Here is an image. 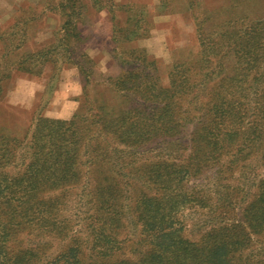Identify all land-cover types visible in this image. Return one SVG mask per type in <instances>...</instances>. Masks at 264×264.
<instances>
[{
	"label": "trees",
	"instance_id": "obj_1",
	"mask_svg": "<svg viewBox=\"0 0 264 264\" xmlns=\"http://www.w3.org/2000/svg\"><path fill=\"white\" fill-rule=\"evenodd\" d=\"M88 1L111 15L116 107L38 115L19 137L0 129V264H264V14L209 26L199 1L181 0L198 51L162 83L155 59L125 48L148 37L146 6ZM57 8L45 45L25 48V21L0 32V96L13 71L93 75L85 0Z\"/></svg>",
	"mask_w": 264,
	"mask_h": 264
},
{
	"label": "rangeland",
	"instance_id": "obj_2",
	"mask_svg": "<svg viewBox=\"0 0 264 264\" xmlns=\"http://www.w3.org/2000/svg\"><path fill=\"white\" fill-rule=\"evenodd\" d=\"M167 1L168 8L158 12L154 10L158 0H115L124 5L135 3L146 6L149 12V35L125 48L143 49L149 57L155 59L162 83L166 82L167 66L173 59L183 60L188 56H195L198 51L194 20L190 12L183 10L181 0ZM196 1H199L196 14H200L199 18L203 12L208 14L209 26L244 15L260 17L264 14V0ZM59 2L60 0H0V32L21 20L26 22L23 27L27 30L26 49L49 43L52 32L62 20L57 8ZM85 4L79 29L84 38L85 53L94 61L93 75L85 84L75 67L66 66L48 83L51 71L48 67L40 76L13 71L0 96V129L3 132L22 136L38 115L69 120L75 113H82L88 104L93 107L103 105L110 112L116 107V97L104 80L107 76L114 78L121 71L113 59L118 50L111 41V15L104 10L95 11L88 0H85ZM122 18L119 15V19ZM18 27L21 28L20 25ZM206 30L211 31L212 27H207ZM18 34L17 40L21 31ZM190 220L183 235L189 240H196L199 233L197 228L191 227L193 221Z\"/></svg>",
	"mask_w": 264,
	"mask_h": 264
}]
</instances>
